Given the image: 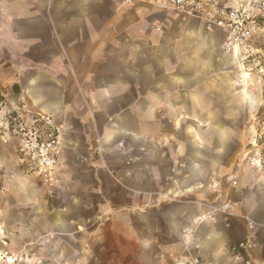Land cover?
Returning a JSON list of instances; mask_svg holds the SVG:
<instances>
[{"label":"crops","instance_id":"0c3cea01","mask_svg":"<svg viewBox=\"0 0 264 264\" xmlns=\"http://www.w3.org/2000/svg\"><path fill=\"white\" fill-rule=\"evenodd\" d=\"M129 1L0 0V51L10 54L0 64L15 71L18 102L27 99L19 109L78 122L61 124L54 177L78 146L70 130L89 143L76 158L92 159L73 171L92 189L67 188L55 225L33 207L34 231L61 264H171L188 253L201 264H264V164L246 163L235 188L224 181L241 166L253 114L238 60L223 53L219 30L167 0ZM224 201L241 216L202 224L186 250L184 229ZM248 238L253 247L234 261L231 247Z\"/></svg>","mask_w":264,"mask_h":264},{"label":"rangeland","instance_id":"374dc122","mask_svg":"<svg viewBox=\"0 0 264 264\" xmlns=\"http://www.w3.org/2000/svg\"><path fill=\"white\" fill-rule=\"evenodd\" d=\"M6 56H10V54L0 51V57ZM237 60L240 64V75L243 72V89L246 92L249 91L253 105L251 123L244 131V137L247 140L245 149L243 155L236 162V164L240 163L241 166L235 167L232 172L237 173L239 177L238 171L244 165L246 166V161H242V157L246 153L249 155L258 154L264 161V22L259 23L256 28L248 54L243 56V60ZM1 62L2 58H0ZM13 78H15L13 68L8 64L2 66L0 64V264H6L8 258L16 259V261L22 260L19 264H61L60 258L57 259L56 255L51 257L47 252V246L44 243L46 236L44 231L39 228L34 231L31 225V223L33 224V221L31 222L33 207L39 213H43L44 209L47 222L55 225L51 221L50 215L53 214V211H57L58 216L62 213V208L68 201L67 188L72 187L71 193L76 195L77 187H81L77 186L76 182L78 181L92 189L93 179L88 177L77 178L73 175V171L91 170L92 159L85 161L82 158H76V155L87 153V148H89L87 144L89 143L86 144V136L82 135V132L70 130L72 133L68 135V138L70 141L71 139L76 140L78 146L76 149H70V146L66 149L67 157L63 155L65 160L62 162V172H59L58 177H54L52 182H46L43 178L26 169L24 165H21L15 151V140L8 143H4L3 140L7 135H12L9 131L14 125L12 120L14 117L19 121H26L34 113L23 108L19 109L20 104H25L27 99H24L26 102L22 99L23 102L19 103L18 98L13 95L20 93L19 87L16 85L13 86L11 92L10 85L14 81ZM75 100L83 104L85 102L83 98ZM55 120L62 125L66 122L71 127L78 126L74 116H67L64 121L59 118H55ZM86 133L97 138L96 131L87 130ZM66 174L70 176L69 180L65 179ZM86 197L91 201L93 197L91 190ZM233 213L232 217L241 216L236 214L235 210ZM62 241L61 235L57 237V254Z\"/></svg>","mask_w":264,"mask_h":264},{"label":"built area","instance_id":"2783aa9c","mask_svg":"<svg viewBox=\"0 0 264 264\" xmlns=\"http://www.w3.org/2000/svg\"><path fill=\"white\" fill-rule=\"evenodd\" d=\"M129 3V0H126ZM165 9L177 14L187 15L204 21L210 30L217 29L223 34L222 51L235 59L243 60L248 54L259 23L264 22V0H167ZM243 83V78H239ZM11 136L7 135L4 143L15 140V151L21 165L46 182H52L59 163L60 145L64 127L49 114H33L26 121L12 119ZM251 167L262 168L259 156L246 153L243 157ZM224 181L232 188L237 187V173L225 176ZM216 191L218 183H212ZM207 211L196 216L182 233L185 249L191 247L196 230L204 223H212L217 218L227 219L234 215V206L230 201L206 204ZM251 238V237H250ZM253 247L251 239L239 241L230 251L235 254L234 261H240V251L248 252ZM22 260H12L10 264H19ZM249 264L248 261L245 262ZM171 264H201L199 257L193 254L181 255Z\"/></svg>","mask_w":264,"mask_h":264},{"label":"bare ground","instance_id":"6f19581e","mask_svg":"<svg viewBox=\"0 0 264 264\" xmlns=\"http://www.w3.org/2000/svg\"><path fill=\"white\" fill-rule=\"evenodd\" d=\"M245 76V75H244ZM243 78V77H242ZM243 83H244V78H243ZM245 91V90H244ZM1 233H3V231H1ZM11 261H12V259L11 258H8L7 260H6V264H10L11 263Z\"/></svg>","mask_w":264,"mask_h":264}]
</instances>
